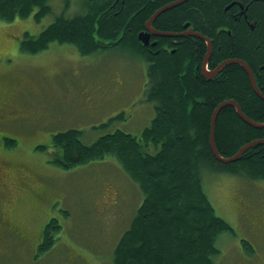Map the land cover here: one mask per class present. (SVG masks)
Instances as JSON below:
<instances>
[{
  "label": "trees",
  "instance_id": "16d2710c",
  "mask_svg": "<svg viewBox=\"0 0 264 264\" xmlns=\"http://www.w3.org/2000/svg\"><path fill=\"white\" fill-rule=\"evenodd\" d=\"M172 1L84 0L83 13L59 14L37 34L25 31L19 43V50L29 54L52 42L73 44L82 55L121 46L146 62L143 98L154 102V115L139 136L118 127L91 143L81 140L77 128L51 135L54 164L70 169L114 157L138 184L142 199L113 249L112 264H215L218 235L233 229L215 213L203 189L202 170L264 180V143L253 145L228 163L217 160L209 146L212 111L226 99L237 101L250 119L264 122V100L252 89L245 70L232 63L212 80L203 77L199 69L207 45L198 37H188L175 47L171 37L154 36L158 46L169 43L158 51L157 44L139 41L137 34L145 29L146 20ZM50 11L49 0H0L2 21L31 14L38 21ZM184 22L211 40L210 67L226 59H242L256 73L257 86L264 94V68L260 69L264 65V0H186L159 13L152 26L180 32ZM98 95L110 92L104 88ZM130 115L120 109L97 126L112 122L113 126L119 120L128 123ZM258 138H264V127L244 121L231 105L220 109L214 140L221 155L231 156ZM2 141L6 147L16 142L6 136ZM3 221L10 225L6 218ZM59 229L55 218L45 224L39 253L52 247ZM242 244L253 253L248 240L242 239Z\"/></svg>",
  "mask_w": 264,
  "mask_h": 264
},
{
  "label": "rangeland",
  "instance_id": "374dc122",
  "mask_svg": "<svg viewBox=\"0 0 264 264\" xmlns=\"http://www.w3.org/2000/svg\"><path fill=\"white\" fill-rule=\"evenodd\" d=\"M83 2L49 0L51 11L38 21L33 14L0 20V219L10 223L0 220V264H112L113 249L142 199L114 157L70 169L52 162L57 131L80 129L84 143L116 127L139 136L154 115V102L143 98L146 62L128 49L82 55L73 44L52 42L37 53L19 50L25 31L35 35L59 14L83 13ZM185 23L183 30L195 31ZM104 88L110 95L99 98ZM120 109L130 112L129 126L120 120L97 126ZM3 136L15 139V146L6 147ZM202 185L215 213L233 229L218 235L214 263L264 264V180L205 169ZM51 218L60 229L52 247L39 253Z\"/></svg>",
  "mask_w": 264,
  "mask_h": 264
},
{
  "label": "bare ground",
  "instance_id": "6f19581e",
  "mask_svg": "<svg viewBox=\"0 0 264 264\" xmlns=\"http://www.w3.org/2000/svg\"><path fill=\"white\" fill-rule=\"evenodd\" d=\"M184 1H186V0H174V1H172V2H168V3H166L165 5H162L160 8H158L147 20H146V22H145V26H146V24H148V22H150L149 23V27H150V30H149V41H148V44H151V45H155V41H153V42H150V35H151V33H153V34H156V35H162V36H186V35H194V36H197V37H200V38H202V39H204L205 41H206V44H207V50H206V53H205V55H204V57H203V60H202V67H201V73H202V75L204 76V77H206V79H212L225 65H227V64H231V63H237V64H239L243 69H245V71L247 72V74H248V77H249V81H250V84H251V87H252V89L254 90V92L256 93V88H257V90L259 89L258 88V86H257V83H256V79H255V75H254V73L252 72V70H251V68L248 66V64L244 61V60H242V59H239V58H230V59H226V60H223V61H221L219 64H217V66L214 68V69H212V70H208V69H206V65H207V62H208V60H209V57H210V54H211V51H212V42H211V40L208 38V37H206V36H204L202 33H200V32H198V31H193L192 30V28H189L188 30H184V31H180V32H173V31H159V30H155L152 26H151V24H152V22L154 21V19H155V17L159 14V13H161L162 11H164L165 9H167V8H170V7H172V6H175V5H177V4H179V3H182V2H184ZM189 25V22H187V23H185V26H188ZM146 30V28L144 29V30H142V31H145ZM162 33H170V34H162ZM139 34H140V31L138 32V34H137V37H138V39H139V41L141 42V39L139 38ZM153 43V44H152ZM208 43H210V46H211V50L209 51L208 50ZM147 44V45H148ZM146 45V44H145ZM264 68V65H262V66H260V69H263ZM205 72V73H204ZM250 75H252V80H253V82H252V80H251V76ZM260 98H262L263 100H264V94L261 92V90L259 89V92L258 93H256ZM237 102V101H236ZM238 103V102H237ZM239 105V104H238ZM239 108H240V106H239ZM240 110H241V112L244 114V112L242 111V109L240 108ZM245 115V114H244ZM240 117V116H239ZM247 118H249V117H247ZM250 119V118H249ZM252 120V119H251ZM253 121H255V122H257L256 120H253ZM253 126V125H252ZM254 127H258V126H254ZM258 128H261V127H258ZM214 132H215V127H214ZM210 135V134H209ZM214 136V135H213ZM215 141V140H214ZM248 142H246L245 144H243L238 150H237V152L235 153V154H233V155H231V156H223V155H221L219 152H218V149L216 148V150H217V155H219V157H217L214 153H213V151H212V153L214 154V156L217 158V160H219V161H221V162H223V163H228V162H224L221 158H223V159H227V158H232V157H235V156H237L235 159H233V160H231V161H229V162H233V161H235V160H237V159H239L241 156H242V154L247 150V149H249L250 147H252V146H249V147H247V148H245V149H242L241 150V148L244 146V145H246ZM215 147H216V144H215ZM211 148V147H210ZM212 150V149H211Z\"/></svg>",
  "mask_w": 264,
  "mask_h": 264
},
{
  "label": "water",
  "instance_id": "95a60500",
  "mask_svg": "<svg viewBox=\"0 0 264 264\" xmlns=\"http://www.w3.org/2000/svg\"><path fill=\"white\" fill-rule=\"evenodd\" d=\"M149 23L146 24L145 28L146 30L145 31H140V34H139V38L141 39V42L143 44H148V41H149V30H150V27H149ZM162 34H170V33H162ZM153 44V43H152ZM208 50L210 51L211 50V46H210V43H208ZM205 73V72H204ZM251 76V80H252V75ZM253 82V80H252ZM256 93L259 92V89L257 90L256 88ZM226 105H231L235 108L236 110V113L246 122H248L249 124L253 125V126H258V127H264V122H255L249 118H247L246 115H244L240 108H239V105L238 103L234 100V99H227V100H224L220 103H218L216 105V107L214 108V110L212 111V114H211V119H210V132H209V146L211 147L213 153L219 157V155H217V150H216V147H215V141H214V127H215V121H216V118H217V115H218V112L220 111V109ZM261 143H264V138H258V139H255V140H252V141H249L246 145H244L242 149H245L249 146H253V145H256V144H261ZM237 156L235 157H232V158H227V159H223L221 158L224 162H229L233 159H235ZM220 158V157H219Z\"/></svg>",
  "mask_w": 264,
  "mask_h": 264
},
{
  "label": "flooded vegetation",
  "instance_id": "af4514ba",
  "mask_svg": "<svg viewBox=\"0 0 264 264\" xmlns=\"http://www.w3.org/2000/svg\"><path fill=\"white\" fill-rule=\"evenodd\" d=\"M184 27V26H183ZM156 30V29H155ZM185 30V29H184ZM183 29L181 30V31H184ZM196 31V30H195ZM154 36H159V35H156V34H153V33H151V35H150V40H151V38H153V40L154 41H156V42H158V39L157 38H155ZM169 37H171V39H170V41H171V43H172V45L173 46H179L180 45V43L181 42H183L184 41V39H186V38H188V37H197V36H194V35H186V36H169ZM198 38H200V37H198ZM200 39H202V38H200ZM204 40V39H203ZM205 41V40H204ZM205 43H206V41H205ZM207 45V44H206ZM156 46V50L158 49H165L167 46H169V43H166V44H160V46H158V44L157 45H155ZM155 46H152V47H155ZM150 47V46H149ZM157 50V51H158ZM157 51H155V52H157ZM206 53V52H205ZM203 60V59H202ZM208 62H209V60H208ZM208 62H207V65H206V67H207V69L208 70H212V69H214L215 67H210L209 65H208ZM235 64H237V63H235ZM201 67H202V62H201V64H200V69H199V71H200V73H201ZM195 69L196 70H198V64H196L195 65ZM245 70V69H244ZM221 71V70H220ZM220 71H219V73H220ZM246 72V71H245ZM247 73V72H246ZM201 75H202V73H201ZM203 76V75H202ZM204 77V76H203ZM206 78V77H205ZM215 77H213L212 79H214ZM208 80H211V79H208ZM0 217H1V214H0ZM1 220V219H0ZM3 226H6V222L5 221H3V224H2Z\"/></svg>",
  "mask_w": 264,
  "mask_h": 264
},
{
  "label": "crops",
  "instance_id": "0c3cea01",
  "mask_svg": "<svg viewBox=\"0 0 264 264\" xmlns=\"http://www.w3.org/2000/svg\"><path fill=\"white\" fill-rule=\"evenodd\" d=\"M98 96H99V98H100V95H98ZM101 96H102V95H101ZM102 97H103V96H102ZM142 117H143V116H142ZM142 117H140V119H141ZM129 125H130V123H129V124L127 123V126H129Z\"/></svg>",
  "mask_w": 264,
  "mask_h": 264
}]
</instances>
